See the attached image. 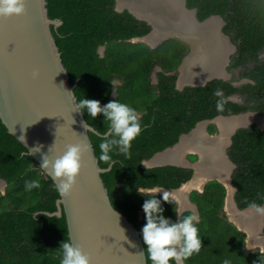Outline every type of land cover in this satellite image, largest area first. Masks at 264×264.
<instances>
[{
  "label": "trees",
  "instance_id": "16d2710c",
  "mask_svg": "<svg viewBox=\"0 0 264 264\" xmlns=\"http://www.w3.org/2000/svg\"><path fill=\"white\" fill-rule=\"evenodd\" d=\"M186 6L195 8L198 20L210 15L223 18V32L232 42L239 40L230 67L241 66L240 75L253 83L237 87L214 78L204 85L178 90L176 68L187 53L184 42L168 38L154 48L131 42L151 27L126 10L116 11L114 0H46L48 16L62 21L56 29L51 26V32L69 83L76 82L73 91L77 102L95 99L104 106L117 100L135 108L141 116L142 131L132 141L130 157L111 153L115 164L101 174L113 207L139 230L146 219L144 212L141 217L138 213L150 198L147 194H151L140 189L177 188L192 174V169L174 165L143 167L142 160L174 144L198 121L246 110L264 114V58L258 56L264 51V0H186ZM101 45L102 54L98 52ZM156 66L160 70L152 83ZM216 89H222L228 98L240 93L245 103L239 105L229 99L224 110L217 111ZM82 114L97 131L107 130L109 122L103 113L95 118L87 110ZM208 131L214 132L215 126L209 125ZM88 136L99 166L107 167L99 161L100 138L91 132ZM25 151L0 121V178L6 181L4 192L0 191V264H60L59 247L69 241L64 216L33 215L36 211H54L59 194L32 156L21 158ZM227 154L235 164L231 183L237 206L247 207L251 202L262 205L264 129L253 123L238 128ZM30 180H38L41 187L26 190L25 182ZM224 195V186L216 180L206 182L202 191L190 192L189 199L196 205L200 220L197 228L202 248L185 264H223L225 259L230 264H264V251L246 249L244 233L222 213ZM155 197L161 200V214L177 222L175 200L165 202L158 193ZM181 214L192 213L186 210ZM143 245L146 263L151 264Z\"/></svg>",
  "mask_w": 264,
  "mask_h": 264
},
{
  "label": "water",
  "instance_id": "95a60500",
  "mask_svg": "<svg viewBox=\"0 0 264 264\" xmlns=\"http://www.w3.org/2000/svg\"><path fill=\"white\" fill-rule=\"evenodd\" d=\"M185 1L182 0V8L191 13L192 21L195 22V30H198V27L201 28V25L209 18L216 16L221 20V26L223 25L224 22L219 15H210L202 20H198L195 16V9L188 8ZM114 9L119 12L126 10L136 19L145 21L150 25L151 29L148 33L131 38V42H142L150 48H154L168 38L174 37L187 42L189 41L184 35L181 34V36L178 33H173L170 35H162L151 44L145 40L154 32V24L151 20L138 15L129 7L119 6L117 0H114ZM61 23L62 21L59 18H50L48 16L46 0H26V12L23 15H13L7 18L0 17V121L5 126L7 132L20 142L26 151L39 146V151L34 152L31 156L49 178L51 177L48 175L46 169L40 166L43 162L44 155H48L49 159H52L56 155L62 154L67 144L83 143L88 145L87 150L82 154L81 170L70 194L66 197L59 195L55 200L56 208L54 211H36L33 215L36 216L42 213L47 216H56L53 215L56 212L60 213L56 217L63 215L67 226V237L69 241L74 245L78 244L85 253L89 254L91 257L90 264H147L142 231L137 229L122 212L114 208L111 204L107 189L101 178V174L105 171L98 170L103 168L98 164V159L94 155L88 132L85 134V129L81 123L85 121L83 114L72 111V105L67 96V91H72V94H74L73 89L76 82L69 83V76L61 62L60 52L51 32V26L56 29ZM191 32L193 35L199 31L193 30ZM220 34L233 47V51L235 46L230 42L229 37L222 32ZM103 49L104 46L101 45L98 48V52L102 54ZM225 59V63L221 65V70L226 76H210L198 83H184L179 85L181 61L176 68L175 88L180 90L187 85L201 86L214 78L227 80L230 76V73L225 70V65L229 60L228 54H226ZM158 69L160 67L156 66L155 71ZM34 70L38 72V76L35 79L32 77ZM235 97L236 94H232L230 99L234 100ZM246 113L264 116V114H259L254 111H248ZM246 113L217 115L212 119L198 121L188 132L180 134L174 144L155 152L150 158L142 160L141 165L143 167L174 165L192 169L191 177L181 183L179 187L173 189L159 187L178 190L183 184L193 178L195 173L194 165L200 162V158L198 157L196 161L191 162L182 153L181 157L185 161L183 164L173 162L153 164L149 163V161L155 155L174 148L180 143V138L184 135H189L199 122H205L207 125L208 123H214L213 121L219 117L230 118ZM249 123H254L260 129H264V126L256 121H248L235 126L231 130L228 136V142H230V136L237 128L245 127ZM21 135L24 136V140ZM230 164H232L231 168L235 167L233 163L230 162ZM210 173L212 176L205 179L197 191H202L203 185L208 180L215 179L225 188L224 204L227 196V187L229 186L232 190L231 200L234 208L239 212L251 210L249 206L239 208L236 205L233 198L235 188L231 183L229 174L228 182H223L215 174ZM0 180L5 184L2 179ZM51 180L55 184L52 178ZM190 190L187 191V199ZM160 195L162 196V193ZM174 200L176 202L177 213H182L189 209H180L176 199ZM190 204L194 206V210L191 209V211L198 214L196 205L194 203ZM142 212L143 210L139 211V217H141ZM177 219H179L178 214ZM227 219L238 230L245 233L244 242L246 244V232L239 228L235 221L229 218L228 215ZM263 224L264 216H262V225L259 230L262 235L259 237L264 235L262 231ZM256 247L260 252L264 251V248ZM141 252L143 254H140Z\"/></svg>",
  "mask_w": 264,
  "mask_h": 264
},
{
  "label": "clouds",
  "instance_id": "9594fccd",
  "mask_svg": "<svg viewBox=\"0 0 264 264\" xmlns=\"http://www.w3.org/2000/svg\"><path fill=\"white\" fill-rule=\"evenodd\" d=\"M25 12L26 0H0V17L19 16ZM37 76L38 72L34 70L32 77L35 79ZM213 95L217 97V111L222 112L225 105L229 103V98L224 95L222 89H216ZM67 96L71 102L72 111L82 114L84 110H87L92 118H95L98 113H103L104 119L109 122L107 130L103 133L90 126L88 122H81L85 134L91 132L101 140L99 161L104 162L107 167L98 169L99 171H109L115 164L111 155L113 152L130 157L132 141L142 131L141 116L135 108L117 100L110 101L104 106H101L100 102L95 99L83 98L76 102L72 91H67ZM84 138L86 139L85 135ZM87 148L88 145L83 143L67 144L62 154L56 155L52 159H49L48 155L43 156L40 166L46 169L48 175L55 181L54 187L61 197L68 196L76 184V178L82 166V154ZM38 151L39 146L22 152L20 156L24 158ZM40 187L38 180L25 182V188L28 191ZM158 192H162L163 201L173 203L170 191H165L162 188H154L151 194H147L150 198L146 199L142 205L146 223L141 229L142 239L146 245L147 259L151 261V264H173V262L174 264H185V261L193 254H199L202 248L197 228V224L200 222L199 216L196 213L187 216L177 213L179 217L177 222L165 218L161 214L163 212L161 200L155 197ZM248 206L255 214L264 216V205L251 202ZM59 214L56 212L53 215L59 216ZM59 249L60 264H90L91 257L78 244L74 245L71 241H63ZM223 264H230V261L225 259Z\"/></svg>",
  "mask_w": 264,
  "mask_h": 264
},
{
  "label": "bare ground",
  "instance_id": "6f19581e",
  "mask_svg": "<svg viewBox=\"0 0 264 264\" xmlns=\"http://www.w3.org/2000/svg\"><path fill=\"white\" fill-rule=\"evenodd\" d=\"M117 3L119 6L129 7L138 15L153 22L154 32L145 39L149 43L152 44L162 35L173 33L182 34L189 40L190 51L180 65L179 85L198 83L210 76H226L221 70V65L225 63V55L231 51V47L223 41V38L221 39L222 34L219 31L221 20L217 16L209 18L201 25V28L198 27V30H195V22L192 21L191 13L183 10L182 0H117ZM193 30L199 32L193 36L191 32ZM251 120L264 126V116H256L252 113L230 118H216L213 122L217 124L220 133L215 136H208L205 132V122H199L189 135L180 138V143L174 148L155 155L149 161L153 164L163 162L183 164L185 161L181 157L182 153L188 150L195 152L192 147L198 152L200 162L194 165L193 178L178 190L162 188L170 191L171 197L176 199L180 209H184L181 207L191 203L187 199V191L190 188L193 189L192 187L200 188L204 180L212 176L210 172L223 182H228L232 164L224 156V146L228 143V136L235 126ZM0 184H3L1 180ZM231 193L232 190L228 186L224 206L228 217L246 232L249 246L257 245L264 248V235L259 237L262 235L259 231L262 216L255 214L252 210L241 212L236 210L231 200Z\"/></svg>",
  "mask_w": 264,
  "mask_h": 264
},
{
  "label": "flooded vegetation",
  "instance_id": "af4514ba",
  "mask_svg": "<svg viewBox=\"0 0 264 264\" xmlns=\"http://www.w3.org/2000/svg\"><path fill=\"white\" fill-rule=\"evenodd\" d=\"M185 4H186V1H185ZM195 9V8H194ZM195 13H196V10H195ZM221 17V16H220ZM222 18V17H221ZM222 20H223V18H222ZM223 22H224V20H223ZM225 23V22H224ZM224 23H223V25H224ZM223 25L221 26V28L219 29V31L220 32H222V33H224L225 35H227L228 37H229V40H230V42L231 43H233L234 44V46H235V48H234V50L232 51V49H233V47L229 44V42L226 40V38L222 35V37H221V39L223 38V41H226L229 45H230V47H231V51H229V53H226V54H228L229 55V60H228V62H227V64L225 65V70L227 71V72H229L230 73V76H229V78L226 80V81H229L232 85H234V86H237V87H240V86H242L243 84H245V83H248V82H250V83H253V81L252 80H250L249 78H246V77H243V76H241L240 75V72H241V70L243 69L241 66H235V67H230V61H231V57L233 56V55H236V51H237V46H236V44H238L239 43V40L236 42V43H234V42H232L231 41V39H230V36L228 35V34H226L225 32H223ZM218 32V31H217ZM174 38V37H173ZM177 39H179V40H181L182 42H184L186 45H187V53H186V55L184 56V57H186L187 55H188V53H189V51H190V46H189V44H188V42L187 41H185V40H182V39H180V38H177ZM226 43V44H227ZM227 44V45H228ZM191 53V52H190ZM259 58H264V51L262 52V53H260L259 55ZM183 57V58H184ZM225 57H226V55H225ZM183 60V59H182ZM249 65V64H248ZM160 69H158V70H156V71H159ZM156 71H155V69H154V72H152L151 73V75L152 74H154V78H155V80H154V82H153V80H152V77H151V82L152 83H155L156 82ZM170 73H173V72H170ZM177 74V73H176ZM233 94H236V97L234 98V100H232V99H230V97H231V95L232 94H230L229 95V99L231 100V101H233V102H235V103H237V104H239V105H242V104H244L245 102H244V96L243 95H241L240 93H233ZM249 104H252V102H250ZM248 111H251V110H246V111H243V112H239V113H246V112H248ZM254 112H256V111H254ZM237 114V113H236ZM241 115H243V114H241ZM246 123V122H245ZM208 124H211V123H208ZM251 123H249L248 125H246L245 127H248L249 125H250ZM254 124V123H253ZM208 126L209 125H206V127H205V132H206V134L208 135V136H214L215 134L217 135V134H219L220 132H219V130H217L218 129V127H217V124L216 123H214V126H215V131L214 132H212V133H210L209 131H208ZM244 126H242V127H239V128H245ZM258 127V126H257ZM238 129V128H237ZM236 129V130H237ZM235 130V131H236ZM234 131V132H235ZM234 132L232 133V135L234 134ZM232 135L230 136V142H228V143H226V145L224 146V156H225V158L228 160V162H231V163H233L232 161H231V159L229 158V156H228V154H227V149H228V147L230 146V144H231V137H232ZM192 149L195 151V152H193V151H185L184 152V155H185V157H186V159L187 160H189V161H191V162H193V161H196L197 159H198V157H199V155H198V152L192 147ZM234 164V163H233ZM235 165V164H234ZM235 168V167H234ZM234 168H231L230 169V172H229V175H230V178H231V174H232V172H233V170H234ZM3 180V179H2ZM212 180H215V179H212ZM4 181V180H3ZM208 181H210V180H208ZM207 181V182H208ZM217 181V180H216ZM4 190H5V187H6V181H4ZM203 188V187H202ZM193 190H196L197 191V189H192V190H190L189 191V193H188V199H189V194H190V192L191 191H193ZM233 198H234V193H233ZM235 201V200H234ZM189 202H191L190 201V199H189ZM192 203V202H191ZM236 203V202H235ZM237 205V204H236ZM263 205V204H262ZM224 206H225V204H224V201H223V206H222V209H221V211H222V213L225 215V217L227 218V213H226V210H225V208H224ZM188 211H191V209L189 208L188 209ZM184 212V211H183ZM198 212V211H197ZM191 213H193L192 211H191ZM262 231H263V233H264V224H263V227H262ZM244 238H245V233H244ZM245 240V239H244Z\"/></svg>",
  "mask_w": 264,
  "mask_h": 264
},
{
  "label": "rangeland",
  "instance_id": "374dc122",
  "mask_svg": "<svg viewBox=\"0 0 264 264\" xmlns=\"http://www.w3.org/2000/svg\"><path fill=\"white\" fill-rule=\"evenodd\" d=\"M154 72V71H153ZM151 77H152V80H153V82H154V80H155V76H154V74H152L151 75ZM211 124H213L214 125V123H211ZM211 124H207V125H211ZM152 190L153 189H149V190H147V189H140V191L142 192V193H147V192H149V193H151L152 192ZM0 191L1 192H4V184H0ZM159 195H160V193H158ZM171 195V194H170ZM247 246V247H246ZM255 246H257V245H254V247H251V246H249L247 243L245 244V248L246 249H248V250H257V247H255Z\"/></svg>",
  "mask_w": 264,
  "mask_h": 264
},
{
  "label": "crops",
  "instance_id": "0c3cea01",
  "mask_svg": "<svg viewBox=\"0 0 264 264\" xmlns=\"http://www.w3.org/2000/svg\"><path fill=\"white\" fill-rule=\"evenodd\" d=\"M193 189H197L199 187H192ZM191 189V188H190ZM181 208H190V209H193V206L190 204V205H187L185 207H181Z\"/></svg>",
  "mask_w": 264,
  "mask_h": 264
}]
</instances>
